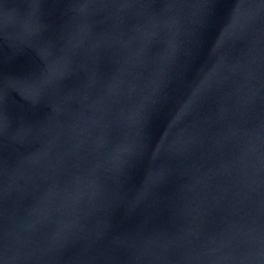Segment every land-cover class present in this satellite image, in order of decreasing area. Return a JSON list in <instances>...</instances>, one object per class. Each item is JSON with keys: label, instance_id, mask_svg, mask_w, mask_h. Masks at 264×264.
<instances>
[{"label": "water", "instance_id": "obj_1", "mask_svg": "<svg viewBox=\"0 0 264 264\" xmlns=\"http://www.w3.org/2000/svg\"><path fill=\"white\" fill-rule=\"evenodd\" d=\"M0 264H264V0H0Z\"/></svg>", "mask_w": 264, "mask_h": 264}]
</instances>
